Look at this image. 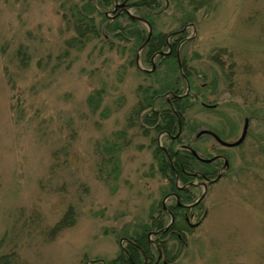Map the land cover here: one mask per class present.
Instances as JSON below:
<instances>
[{"label":"rangeland","instance_id":"374dc122","mask_svg":"<svg viewBox=\"0 0 264 264\" xmlns=\"http://www.w3.org/2000/svg\"><path fill=\"white\" fill-rule=\"evenodd\" d=\"M88 1L0 0V255L14 252L21 264H108L128 236L150 230L162 200L172 202L153 148L191 144L208 126L232 141L248 118L241 146L215 145L229 166L206 188L184 241L166 236L163 259L264 264V0L129 6L150 17L147 41L148 25L115 0ZM83 11L102 35L115 33L78 46L70 17ZM159 33L170 56L146 58ZM175 87L187 99L181 140L172 143L139 120L153 91Z\"/></svg>","mask_w":264,"mask_h":264},{"label":"flooded vegetation","instance_id":"af4514ba","mask_svg":"<svg viewBox=\"0 0 264 264\" xmlns=\"http://www.w3.org/2000/svg\"><path fill=\"white\" fill-rule=\"evenodd\" d=\"M120 1V2H119ZM133 2H130V0H115V8L117 5H119L120 12L126 13L128 16H130L133 20V16L141 18V19H135L138 21H148L144 17H140L138 15L131 14L128 10L129 6H134L138 1L132 0ZM151 1V0H150ZM150 1H147L146 3H150ZM144 2V1H143ZM145 3V4H146ZM114 10V9H113ZM128 12H127V11ZM130 13V14H129ZM149 23V21H148ZM168 47L172 48L169 44ZM177 60V58H176ZM179 61H177L178 63ZM178 66L180 67V63H178ZM170 92V94H169ZM166 93H168L170 96L163 97L162 102L161 99L159 100V105H156L154 103H151V109L147 110L143 115H141V120H139V124L142 126L150 127V128H159L158 131L155 133L163 134L168 138L169 141L172 143L179 142L181 140V132L178 133V122L180 121V115L177 112V109L180 108V106H175V99L180 98L181 95L178 92V88L173 91L167 90ZM153 99L151 100V102ZM150 103V102H149ZM148 103V104H149ZM167 104V105H164ZM201 104L208 109H216L218 107L217 103L210 104H204V102H201ZM148 106V105H147ZM145 107L139 106V111L143 110ZM171 109V112L173 113L175 120H176V132L171 133L167 131L164 127L166 125L165 117L167 116L166 110ZM183 108L181 107L180 111H182ZM141 113L143 111H140ZM172 115V114H171ZM170 115V116H171ZM247 121V122H246ZM244 122L248 123V118L244 119ZM173 124V120H172ZM181 126V122H180ZM244 126V123H243ZM243 126L241 129L240 134L239 130L237 129L235 131V137L232 141H225L221 139L216 131L213 129L212 126H208L206 128L199 129L192 140V143H178L179 145L177 147H174L168 144H157L155 148H153L155 152L159 153L158 158L165 162V160L169 161V166L166 168L165 163H161V167L159 164V172L164 175L166 180H168L169 183V191L164 196V199H171L172 202H170L169 205H166L165 202L162 200L161 205L158 208L157 212L154 215H149V222L147 224L150 225V230L146 233L148 235L154 236V238H158L163 241V239L166 238V236H173L176 239L179 240V242H183L186 238L185 235H187V230L185 229V225H196L197 223L193 224L191 223V219L194 218L197 209L201 208V202L206 197L207 193V187L210 183L218 181L221 177V171L227 169L229 166L228 160L226 156L221 154L220 152H214V147L218 146L219 148L224 147L226 149L228 148H236L241 146L245 138L247 136V132L245 133L246 136L244 139L235 146H225L222 145L217 141L214 135H216L218 138H220L222 141L228 142V143H235L241 136ZM182 128V126L180 127ZM202 131H206L205 133H200ZM248 131V126H247ZM206 136L208 141L204 142L202 141V138ZM216 145V146H215ZM211 147V151H210ZM207 155L205 154V151ZM161 151V152H159ZM195 152V154L193 153ZM174 157H176L179 161H182L181 164L178 165V168H175L174 164ZM186 159H193L195 161L194 168L196 169H190L186 165ZM212 159L209 162H206L205 160ZM222 161L221 163L219 161ZM185 162V165L184 163ZM214 162V165L212 163ZM160 163V162H159ZM199 164H205L199 165ZM164 166V169H161ZM200 189L199 196L195 197V190ZM205 191L204 197L201 198L202 193ZM153 226V227H151ZM158 226H161L160 228H157ZM150 239L148 240V242ZM151 243V242H149ZM154 244L156 242H153ZM156 250H157V256L156 260L153 262V264H158L159 260L162 259V262L164 264H167L165 260L163 259V251L155 244ZM121 250L124 252H128L126 247L122 245ZM160 252V257H159ZM142 264H150L148 261V258L146 255L143 257Z\"/></svg>","mask_w":264,"mask_h":264},{"label":"trees","instance_id":"16d2710c","mask_svg":"<svg viewBox=\"0 0 264 264\" xmlns=\"http://www.w3.org/2000/svg\"><path fill=\"white\" fill-rule=\"evenodd\" d=\"M204 1L208 2V0H192V2H195V3L197 2L200 4L204 3ZM87 3H88L87 5L90 6V3H92V2L89 0ZM149 4L148 3L145 4L144 2H137L136 4H134V6L138 10L144 12L145 9H148V8L151 9ZM74 6L75 5H73L72 10H74ZM71 16H72V18L70 17V19L72 20V24H73L72 26H74L75 33H76V36L74 37L73 42H75L78 46H83L85 43H87L89 40H91L93 38L98 39L99 37L100 38L102 37L104 41H107L108 39L105 38L104 36L108 35L110 33L111 34L115 33L114 31H116L115 27H113V28L105 31V35H104V33L102 35V32L100 33L99 30H97L95 28V26L93 25L94 23L92 21V17L84 11L80 12V13L78 12V14H72ZM142 16L144 18L150 20V17L146 13L142 14ZM158 36L159 37L156 40V42L150 41L148 43V46L146 48V58H149L155 52L161 51L163 49V47L166 46V44L168 45L167 40H166V36L164 33H159ZM108 37H109V35H108ZM155 38H156V35H155ZM180 39H182V38H177V41ZM174 47H175V44H173V48ZM174 55L176 56V54H174ZM169 56H170V54H169ZM169 56H167V57H169ZM162 57H166V55H162ZM184 71H185V68H184ZM186 74H187V72H186ZM168 89H166V90H168ZM176 89H177V87L173 88V90H176ZM166 90L153 91L151 93V96L155 95V97L156 96L157 97H156V101L153 100L152 103L159 105V100L161 99V102L163 101L162 100L163 97L160 96L159 93H162ZM186 99H187L186 97H180V98L175 99V103H174L175 106H180V108L177 109V112L180 115L182 125L185 122V117L183 116L184 111L183 110L180 111V109H181V107L183 108V106L185 105L184 101ZM164 105H167V104H164ZM166 113H167V116L164 118L166 121V125L164 128L171 133H175L176 132L175 117H174L173 113L171 112V109H169V108L166 110ZM172 120H173V124H172ZM153 130L156 132L159 130V128H153ZM159 152H161V151H159ZM154 153H155V157L157 159H159L158 158L159 153H157L155 151H154ZM159 162H160V167H161V163H165L166 168H168V166H169L168 160H165V162H164L160 159ZM181 163H182V161H179L176 157H174L175 168H178V165ZM183 163L185 165V162H183ZM186 163H187L186 166L188 168L196 169V168H194L195 167L194 166L195 161L193 159H186ZM199 165L205 166V164H199ZM212 165H214V162L212 163ZM161 169H164V166ZM64 219H67V218L65 217ZM151 227H153V226H151ZM160 227L161 226H158L157 228H160ZM144 233L140 232L137 234H133L132 236H128L127 237L128 240L125 243L126 249L128 250V252L123 253V251L120 249V254L116 258H113V260L111 262H109L108 264H142L143 259H144L143 258L144 255L147 256L149 263L153 264V262L156 260L157 250L148 242V239L146 238V234H144ZM168 240L163 239V241H162L158 238H155V242H156L155 244H157V246L163 251L164 256L166 257L167 260H169V258H170L169 254H168L169 251L167 250V246H166V243L168 242ZM18 260H19V257L14 252L5 253V254L0 255V264H21V263H19ZM93 264H96V262Z\"/></svg>","mask_w":264,"mask_h":264},{"label":"water","instance_id":"95a60500","mask_svg":"<svg viewBox=\"0 0 264 264\" xmlns=\"http://www.w3.org/2000/svg\"><path fill=\"white\" fill-rule=\"evenodd\" d=\"M127 11V10H126ZM128 12V11H127ZM130 14V13H129ZM133 18L134 19H137L138 17H135V16H133ZM138 19H141V18H138ZM145 22V21H144ZM146 24L148 25V28H149V31L147 32L148 33V35H147V38H146V40L145 41H147L148 39H149V37H150V35H151V30H150V25H149V23L148 22H146ZM168 52V51H167ZM158 53H160V54H167L166 52H164V51H161V52H158ZM136 60H137V58H136ZM247 122V121H246ZM246 122H244V126H243V130H242V134H241V136H240V138L234 143H228V142H225V141H222L220 138H218L216 135H214L215 136V138L217 139V141L219 142V143H221L222 145H225V146H235L236 144H239L243 139H244V137L246 136V132H247V126H248V123H246ZM180 121L178 122V133L180 132ZM206 131H202V132H200V133H205ZM193 153L195 154V152L193 151ZM212 159H208V160H205L206 162H209V161H211ZM204 195H205V191L202 193V195H201V198L202 197H204ZM159 257H160V252H159ZM156 264H157V262H156Z\"/></svg>","mask_w":264,"mask_h":264}]
</instances>
